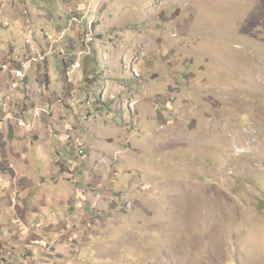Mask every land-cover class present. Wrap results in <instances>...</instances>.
I'll list each match as a JSON object with an SVG mask.
<instances>
[{
	"label": "rangeland",
	"instance_id": "1",
	"mask_svg": "<svg viewBox=\"0 0 264 264\" xmlns=\"http://www.w3.org/2000/svg\"><path fill=\"white\" fill-rule=\"evenodd\" d=\"M121 2L133 14L119 34L120 51L91 59H123L125 68L114 82L99 69L92 81L101 83L76 94L89 119L73 129L86 147L82 158H106L119 171L111 179L104 171L106 181L93 177L89 190L119 200L122 216L99 213L109 222L95 220L69 251L74 255L50 264H251V232L264 229V0ZM148 34L156 43L137 46ZM93 42L82 55L94 56ZM137 57L150 89L138 83L142 73L131 72ZM106 83L103 104L97 97ZM133 89L148 98L152 114H110L111 103L121 98L125 106ZM214 222L231 259L208 244ZM10 247L0 244V264H12Z\"/></svg>",
	"mask_w": 264,
	"mask_h": 264
},
{
	"label": "crops",
	"instance_id": "2",
	"mask_svg": "<svg viewBox=\"0 0 264 264\" xmlns=\"http://www.w3.org/2000/svg\"><path fill=\"white\" fill-rule=\"evenodd\" d=\"M131 13L121 0H0V244L11 245L15 258L10 259L11 254L6 258L12 264L66 260L69 253L74 255L69 251L77 241L87 236L84 231L94 228L95 220L111 219L99 213L122 216L119 200L108 198L106 190L98 198L89 190L93 177L103 174L99 177L106 181L104 171L111 173L110 179L119 171L103 157L78 158L74 146L80 143L73 128L78 119L82 124L89 119L88 109L78 107L75 99L77 93L86 96V85L101 83L92 81V76H98L100 69L102 78L120 79L123 59L101 65L91 58L95 53L101 58L120 51L119 34ZM88 34L90 42L94 39V56L82 55ZM147 37L137 46L157 39L153 34ZM77 61L81 66L73 70ZM133 71L142 73L140 80L135 78L150 89L153 80L144 77L148 68L138 57ZM109 86L106 83L100 96L94 94L98 102L108 100ZM133 92L126 93L125 106L121 98L120 103H111L109 113L123 116L129 110L151 115L154 107L148 98L140 99L143 92ZM21 121L25 126L19 125ZM72 177L78 178L77 184ZM27 254L38 260L28 262Z\"/></svg>",
	"mask_w": 264,
	"mask_h": 264
},
{
	"label": "bare ground",
	"instance_id": "3",
	"mask_svg": "<svg viewBox=\"0 0 264 264\" xmlns=\"http://www.w3.org/2000/svg\"><path fill=\"white\" fill-rule=\"evenodd\" d=\"M257 37H259V35H257ZM83 154L84 151H82L81 156H83ZM180 215L183 216L185 214L183 215L180 214ZM218 229H220V222H214V224H210L209 238H208L210 242H208V244L211 243L210 245L212 247V250L216 253H219L220 256H224L227 259H231L232 253L230 249L226 246L227 241L223 242L221 240V236L219 235L220 230ZM251 235L252 236L250 237L249 242L252 245V253L254 255V260L252 261L251 264H264V229L260 227L256 231H252Z\"/></svg>",
	"mask_w": 264,
	"mask_h": 264
},
{
	"label": "built area",
	"instance_id": "4",
	"mask_svg": "<svg viewBox=\"0 0 264 264\" xmlns=\"http://www.w3.org/2000/svg\"><path fill=\"white\" fill-rule=\"evenodd\" d=\"M73 22H78V20L74 19ZM90 43V37H89V34L87 35V37L85 38V42H84V45H89ZM41 60H45V57L44 58H41ZM78 65V63H74L72 69L74 70V68ZM6 69H7V66H6ZM5 69V70H6ZM20 77H23V74L20 72ZM20 126H25V124H20ZM76 148V150H78V158H81V153H82V150H81V144H79L78 146H74ZM76 180V179H75ZM74 180V181H75ZM75 183L77 184V182L75 181Z\"/></svg>",
	"mask_w": 264,
	"mask_h": 264
}]
</instances>
